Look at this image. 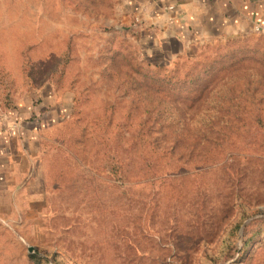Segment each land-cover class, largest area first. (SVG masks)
Masks as SVG:
<instances>
[{
	"label": "rangeland",
	"instance_id": "1",
	"mask_svg": "<svg viewBox=\"0 0 264 264\" xmlns=\"http://www.w3.org/2000/svg\"><path fill=\"white\" fill-rule=\"evenodd\" d=\"M128 7L0 0V119L50 93V116L54 107L67 111L38 131L41 141L55 144L53 132L74 116L86 127L81 145L62 147L66 159L50 155L48 176L42 160L45 197L4 203L0 264H39V256L56 264H264V30L153 57ZM154 65L182 78L168 111L161 106L169 129L153 127L163 116L141 83L153 82ZM107 111L120 148L139 140L153 154L145 166L153 177L140 175L135 159L89 157L90 131ZM147 204L153 214L142 226Z\"/></svg>",
	"mask_w": 264,
	"mask_h": 264
},
{
	"label": "crops",
	"instance_id": "2",
	"mask_svg": "<svg viewBox=\"0 0 264 264\" xmlns=\"http://www.w3.org/2000/svg\"><path fill=\"white\" fill-rule=\"evenodd\" d=\"M130 16L138 20L137 40L149 56L171 58L205 40H227L247 34L261 25L264 30V0H129ZM173 20H169V16ZM47 99L28 111L9 112L0 119V211L4 203L45 197L41 131L67 110ZM60 106V104H58ZM18 111V112H17ZM46 111V112H45ZM24 112V116L21 114ZM43 119V120H42ZM19 194V197L16 196Z\"/></svg>",
	"mask_w": 264,
	"mask_h": 264
},
{
	"label": "trees",
	"instance_id": "3",
	"mask_svg": "<svg viewBox=\"0 0 264 264\" xmlns=\"http://www.w3.org/2000/svg\"><path fill=\"white\" fill-rule=\"evenodd\" d=\"M188 75L189 73L186 72L184 74V77H187ZM151 79L153 80V82L143 80L141 81V83L143 84V86L151 89L153 101L155 100V98H157V103L153 106V110H157L163 116L162 120L153 127L157 128L159 125H163L165 129H169V120L167 119L165 114L169 109L170 103L174 101V96L171 92V86L179 83L182 78L176 77L171 69L167 70L161 65H154L153 75L151 76ZM185 93L186 92L183 90L182 94ZM162 105H166V112L161 109ZM111 115L112 112L107 111L102 118L96 120L95 127L90 131V135L88 137V142L90 144L89 157L98 161L99 159L104 158L107 152H110L113 157H108V161H111L112 158L116 157V155H120V157L127 162L135 159L138 164L136 171L140 175L153 177V172L149 173L148 168L145 167L149 161V158L153 156V154L145 150L143 148L144 143L139 140H128V142L125 143L124 147L120 148V146L112 139L110 135L112 131L119 130V124H115L112 127ZM108 128H111V130L108 131ZM85 129L86 127L80 123V118L78 116H74L71 118V120L66 121L61 128L53 132L56 139L55 144L48 140L41 141V157L45 162V174H47V176L51 167L49 164L50 155L54 152L55 159H57L59 156H61L62 159H66L65 154L61 152L62 147L66 145H81L84 142V139L81 137L82 135L79 134V132ZM46 153L48 155L47 159ZM108 171L110 173H113V175H116L118 173V169L114 168L113 166H110ZM122 171L123 176L128 177L130 175V170L128 168H124ZM62 172L63 169L61 167H58V174L60 175ZM184 183L188 184V179L185 180ZM183 190L184 189H179L178 184L176 185L175 191L177 195H179L180 193L182 194ZM152 214L153 204H147L145 219L142 223V226H145L147 224V221ZM239 225L240 224L238 223L235 226L238 227ZM233 228L234 227H232V231ZM37 260L39 261V264H56L53 261L51 262L45 258H42V256L37 257ZM210 264H212V262Z\"/></svg>",
	"mask_w": 264,
	"mask_h": 264
},
{
	"label": "built area",
	"instance_id": "4",
	"mask_svg": "<svg viewBox=\"0 0 264 264\" xmlns=\"http://www.w3.org/2000/svg\"><path fill=\"white\" fill-rule=\"evenodd\" d=\"M168 19H169V20H173L174 17L170 15ZM256 29H257V30H263V28H262L261 25H258V26L256 27Z\"/></svg>",
	"mask_w": 264,
	"mask_h": 264
},
{
	"label": "water",
	"instance_id": "5",
	"mask_svg": "<svg viewBox=\"0 0 264 264\" xmlns=\"http://www.w3.org/2000/svg\"><path fill=\"white\" fill-rule=\"evenodd\" d=\"M29 250H32V247H29Z\"/></svg>",
	"mask_w": 264,
	"mask_h": 264
}]
</instances>
